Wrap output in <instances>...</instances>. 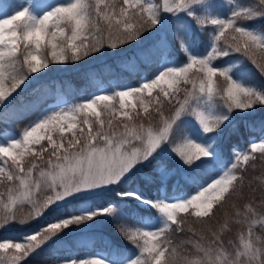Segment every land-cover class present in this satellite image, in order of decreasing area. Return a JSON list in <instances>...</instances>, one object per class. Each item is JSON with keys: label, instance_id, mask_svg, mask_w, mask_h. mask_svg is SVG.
I'll return each mask as SVG.
<instances>
[{"label": "snow or ice", "instance_id": "6c2138e0", "mask_svg": "<svg viewBox=\"0 0 264 264\" xmlns=\"http://www.w3.org/2000/svg\"><path fill=\"white\" fill-rule=\"evenodd\" d=\"M228 2L225 10L223 0H55L44 7L24 0L3 13L0 105L49 65L107 49L125 52L129 71H155L138 86L60 100L19 137L0 139V264H27L46 246L54 264H264V238L256 234L264 231V185L248 179L247 199L244 193L249 161L256 152L264 159V120L260 139L234 147L230 160L220 147L236 131L237 114L264 108V0ZM43 93L33 88L34 99L21 97L13 114L39 108ZM146 187L154 197L144 195ZM225 204L233 212L221 222ZM45 215L50 222L32 232L9 231ZM101 219L112 221L131 250L109 241L106 254H58L65 245H90ZM233 224L241 229L225 240Z\"/></svg>", "mask_w": 264, "mask_h": 264}, {"label": "trees", "instance_id": "16d2710c", "mask_svg": "<svg viewBox=\"0 0 264 264\" xmlns=\"http://www.w3.org/2000/svg\"><path fill=\"white\" fill-rule=\"evenodd\" d=\"M125 48H126V53H128L129 50L133 49V46L132 47L125 46ZM113 51L114 50H111V49L104 50L102 52V55H104L105 57H103L101 61L103 62L105 60H108L109 57L114 55L112 53ZM95 55H99V54H95ZM116 55L120 56L122 60L124 61L127 60V56L125 52L116 51ZM235 56H237V58L239 59V54H236ZM90 57L91 56L86 57L83 60L78 61V62L83 63V61H86ZM66 66H68V69L70 70L58 71L55 69L54 65H49V69L45 70V74L52 73V74L57 75L63 85V88L72 98L73 103H74V102L79 101L82 94L86 93V91H88L90 88L95 87L97 83L92 80L93 75L91 74V72L86 70L84 67H82V69L79 67L72 68L73 63L65 64V67ZM245 66L247 67V69H249L253 82H259L262 79L258 70L255 69L250 62H247ZM83 69H85L86 71ZM154 71H155V65L151 67L140 66L134 71L127 70V65H123V67H116V68L109 67V65H104L102 74L104 76L105 75L111 76V77L113 76V78L137 79V77L140 75L141 72L152 74ZM218 84L221 87H223L222 78L218 80ZM43 86L48 87V89L50 90V93H52L53 85L51 83H48V85L46 84L42 85L41 87L43 88ZM50 93H48V91L44 89V93H43L44 100L46 97L50 96ZM28 110L29 111L28 113L26 112V115L21 116L22 118L21 117L16 118L17 116H15V118L12 119L13 122H17L19 125L24 124V122L36 111V110H31V109H28ZM261 120H264V108H261L259 106L257 107V110L255 111V113L251 115L243 116V115L238 114L235 117L232 123L236 127V131L231 136H226L220 144L221 149L223 153L225 154L226 158H228L229 160L231 159L229 154L231 153L234 147L239 148V149H246L249 145L248 138L250 135H253V134L256 135V134L261 133L260 128H259V123H258ZM253 121L256 122V127L254 129L252 127ZM254 155H255V159L252 161H249V164L247 166V171L244 172V175L246 177L245 187H244L245 199H247L250 194V189L247 186L248 179L255 178L254 187H256L257 189H259L262 185H264V159L261 158V155L259 152H256ZM171 162L172 163L174 162L173 157L171 158ZM253 164L255 165L254 168L252 167ZM205 176L206 174H202L200 176V180H203ZM181 190L185 192H192L193 188L190 186L189 187L182 186ZM144 192L145 194L151 197L155 196L154 188L146 187L144 189ZM169 193H172V192H169ZM257 195H259V192H257ZM244 202H245L244 199H240L236 201L238 205H241ZM225 211L229 215H231L233 212V209L229 206V204L223 205L216 219L222 222L224 219L223 213ZM47 216L48 215L43 217L42 221L44 220L46 222V220H49V219H46ZM33 223L29 225L35 226L33 225ZM93 229H94L95 235L90 245L89 244L65 245L60 249L58 254L64 257H71V256H80L83 254L90 253L94 249H107L109 251L107 247V243L109 241L130 249V246L127 244V242L124 241L119 236V234L116 232V229L113 226V223L111 220L101 219L95 225H93ZM240 229H241L240 225L233 224L231 227V231L225 235L224 239L225 240L235 239ZM74 234H75V229L73 232H70L68 235L70 237ZM256 234L259 235L261 238H264V231L260 230L259 228L256 229ZM187 238H188L187 233H185L184 235H177L175 237L176 240H182V239H187ZM40 251H41L40 253H43L44 255H45V252L48 251L49 255L47 256L53 257L52 255L53 250L49 246L47 248L40 249ZM43 257L44 256H38V254H33L32 256L28 258V260L29 262H38V261L42 262L41 258ZM45 259H49V257H46Z\"/></svg>", "mask_w": 264, "mask_h": 264}, {"label": "rangeland", "instance_id": "374dc122", "mask_svg": "<svg viewBox=\"0 0 264 264\" xmlns=\"http://www.w3.org/2000/svg\"><path fill=\"white\" fill-rule=\"evenodd\" d=\"M34 2L38 3L41 7H44L49 3H54L55 0H34ZM223 2L225 5V10H227L228 8L231 7L228 0H223ZM237 2L246 3L247 0H237ZM22 3H24V0H0V17H2L4 12L15 9L17 5L22 4ZM134 50H135V48L133 50H130V53H132ZM112 53L114 55L109 57V61H107V62H99L103 57H105L104 55L93 54L86 61H83V63L82 62L73 63L72 68L79 67L82 69V67H84L86 70L90 71L91 74L94 76V79L98 81V84L95 87L88 90L85 94H83L82 98L88 97L92 94H99L100 92H103L106 90L107 91L118 90V89H120L126 85L138 86L139 83L141 82V77L143 75H148L149 78L151 77V75L147 74L146 72H141L138 79H130V78L110 79V77H107L106 79H104L101 76V72L103 71V67L105 64L109 65V67H114V66L119 67L118 65H120V63H122V65H125L124 62H121L122 58L120 56L116 55V51H113ZM229 59L235 61V60H237V57L233 56ZM54 67L58 71L70 70V69H68V66L65 67V64L54 65ZM85 69H83V70H85ZM34 75H38V74H34ZM48 83H52L54 85V88L52 89V93H50V90L48 89V87L43 86V88L45 90H47L48 93L51 94V96H50L51 98L46 100L44 102V104H42V106L36 111L34 116L31 117L29 120H27L24 124L19 125L17 122H13L12 119L15 118V116H17L16 118L21 117L23 115V113L26 112L27 110H21V111H18V112L13 114L12 106L18 104L21 97H23L25 99V101H30V100L34 99V96L30 95V93L32 92V89L36 88V87H41L42 85H45V84L48 85ZM6 86H7V82H6ZM9 99L11 101L10 104L6 103L5 105H0V120L4 121L6 123L0 127V139H3L7 136H12V135H16L17 137H19V135L22 133V130L24 129V127L26 125H28L30 121L34 120L43 108H46L50 105H55L60 100L67 101V103H69V104L72 103V99L69 97V95L63 89L62 84H61L60 80L58 79V76H56L52 73L40 76L39 80H32L31 83L26 82L25 85H21V87L19 89H17V91L15 93H13ZM61 106H63V105H61ZM5 111L9 112V117L7 119H5V117H4ZM10 119H11V121H10ZM8 123H10V124H8ZM260 136H261V133L256 134V135H251L249 137V143L252 139L259 140ZM173 159H174L173 164L179 163L175 157H173ZM206 179H207V174L203 178V180H206ZM144 195L147 196L146 194H144ZM169 195H171V194H169ZM147 197H149V196H147ZM149 198H151V197H149ZM42 218L38 219L39 222H38V220L34 221L33 225H35V226H32V225H26V226L14 225L9 229V231L13 232V233L32 232L33 230L37 229L38 227L50 222V219H51L50 215H48L46 217V219H49V220H46V222L44 220L42 221ZM47 247L48 246H46L44 248H47ZM40 252L41 251L39 250L35 254H38V256H44L43 258H41L42 262H39V261L38 262H29V260H27V264H54V257L47 256V255H49L48 251L45 252V255L43 253H40ZM97 252H99L101 254L107 253L106 250L96 249V250H93L89 254L80 255L79 257H88L91 254L97 253ZM46 257H49V259H45Z\"/></svg>", "mask_w": 264, "mask_h": 264}]
</instances>
